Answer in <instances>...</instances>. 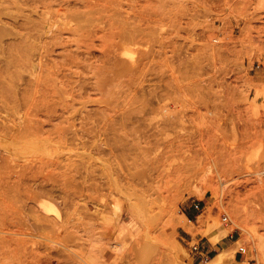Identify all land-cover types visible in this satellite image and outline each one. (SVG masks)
Masks as SVG:
<instances>
[{
	"label": "rangeland",
	"instance_id": "rangeland-1",
	"mask_svg": "<svg viewBox=\"0 0 264 264\" xmlns=\"http://www.w3.org/2000/svg\"><path fill=\"white\" fill-rule=\"evenodd\" d=\"M0 12L7 43L16 22L29 35L0 69L30 96L0 104V126L21 131L0 136V264H205L193 246L231 235L239 263L264 264V0Z\"/></svg>",
	"mask_w": 264,
	"mask_h": 264
},
{
	"label": "bare ground",
	"instance_id": "bare-ground-1",
	"mask_svg": "<svg viewBox=\"0 0 264 264\" xmlns=\"http://www.w3.org/2000/svg\"><path fill=\"white\" fill-rule=\"evenodd\" d=\"M14 28L15 29L17 28L19 31H17V33H16V39H14L15 42L13 44L12 43H7V41L4 40V38L7 37L8 30H6V28H2L0 30V48L4 50L5 47H6V50L12 52L10 54L11 57L14 56L13 59H10L9 56H8V58H5L4 57L3 59L0 60V63H5L6 64L7 69L8 68L11 69V68H14V67L16 68L18 65H20L25 60V57H26V54L24 53V50H25V47H26L25 45H27L29 35L28 34L21 33L22 29L25 30V26H24L23 23L16 22L15 25H14ZM5 69H6V67H5ZM0 70L2 72V73H0L1 74L0 75V104L2 105V107L4 108V110H7L9 103H13L15 101L18 102L19 99H21V100L23 99L26 102V104H30L29 103V99H30L29 97L30 96L28 98H26L27 97L26 94L23 93L21 91V89H18V87L20 85V82L22 81V76H19L18 75V70H15L13 72V75L5 74L4 72L6 70L3 72L4 69H0ZM54 75H57V74L54 73ZM20 94H21V96H19ZM34 99H35V102H36V97H34L30 102H33V105H35L37 107V109H38L39 108V105L38 104H34L35 103L34 102ZM37 115H39V114H37ZM32 126L33 127H31V126L29 127L30 128L29 130H31V133L32 134L38 135L40 133H42V134L43 133H45V134L47 133V132H44L45 131V127H44L43 124H42V127H40L38 125V122H34ZM8 130L9 129H6V128L0 126V136H4V137L5 136H9V135L13 136L14 134L18 135V134L21 133V131L11 130L10 132H8ZM5 142H6V139H5ZM7 155H9V154H7ZM220 197H221V195H220ZM0 199H2V198H0ZM42 206H43V210H45V211H50L51 212V211L54 210V209L52 210V208L49 205L44 204ZM260 243L261 244H259L257 246V250H256V251H258L257 252V257H258V259H260V260H262L264 262V239ZM254 254H256V253H254ZM0 255H1V252H0ZM242 264H245V262H243Z\"/></svg>",
	"mask_w": 264,
	"mask_h": 264
},
{
	"label": "crops",
	"instance_id": "crops-1",
	"mask_svg": "<svg viewBox=\"0 0 264 264\" xmlns=\"http://www.w3.org/2000/svg\"><path fill=\"white\" fill-rule=\"evenodd\" d=\"M223 233L224 231H219L213 235L214 237L218 236L217 238L215 237L216 241L222 237L220 235ZM229 238L230 239L221 238L216 245H213L209 238H203L204 240L201 239L200 251L197 252L198 257L200 258L201 255H204L205 258H209L210 261H207L205 264H218L220 262L221 264H242L239 263L238 256L233 257L236 244L239 240L234 239V235H231ZM210 254H212L213 257H208Z\"/></svg>",
	"mask_w": 264,
	"mask_h": 264
},
{
	"label": "built area",
	"instance_id": "built-area-1",
	"mask_svg": "<svg viewBox=\"0 0 264 264\" xmlns=\"http://www.w3.org/2000/svg\"><path fill=\"white\" fill-rule=\"evenodd\" d=\"M194 208L200 212L201 210V205L200 204H195L194 205ZM221 221H222V224L225 226V227H228V225L230 224V219L228 216L224 215L222 216L221 218ZM193 250L196 251V252H199L200 251V244H196L193 246ZM239 255H245L246 254V248L245 247H240L239 248V251H238ZM201 259H205V256L204 255H201L200 257Z\"/></svg>",
	"mask_w": 264,
	"mask_h": 264
}]
</instances>
